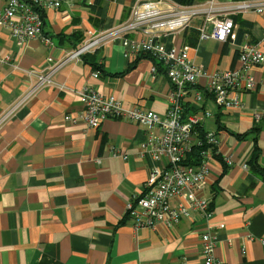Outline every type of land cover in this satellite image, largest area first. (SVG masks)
<instances>
[{
    "label": "crops",
    "instance_id": "0c3cea01",
    "mask_svg": "<svg viewBox=\"0 0 264 264\" xmlns=\"http://www.w3.org/2000/svg\"><path fill=\"white\" fill-rule=\"evenodd\" d=\"M136 1L100 0L98 6L95 0H77L44 11L42 33L50 46L39 37L19 46L0 25V59H9L0 63V118L6 115L0 125V264H203L200 233L206 225L195 215L173 227L140 229L126 216V205L159 166L142 148L149 132L116 118L97 129L64 120L83 109L75 93L59 92L56 85L93 89L115 97L124 109L152 111L164 119L171 85L160 67L151 75V57H126L120 39H109L88 55L93 65L67 62L53 75L55 85L13 109L34 82L28 71L45 69L48 59H65L80 48L88 31H111L128 19ZM235 2L216 0L221 9ZM6 3L0 0V12ZM229 18L233 42L201 40L198 21L162 33L159 41L167 48L188 46L191 61L205 71L232 70L237 47L246 40L264 54V12ZM206 28L209 32L211 24ZM126 35L150 38L143 30ZM248 75L255 86L242 93L240 109L217 107L202 93L204 79L190 86L183 99L185 113L200 118L202 129L218 140L219 157L208 163L198 195L212 205L210 233L220 264H264V179L259 173L264 170V119L253 118L264 113V57ZM154 134L160 131L156 128ZM224 157L232 160L231 166Z\"/></svg>",
    "mask_w": 264,
    "mask_h": 264
},
{
    "label": "built area",
    "instance_id": "2783aa9c",
    "mask_svg": "<svg viewBox=\"0 0 264 264\" xmlns=\"http://www.w3.org/2000/svg\"><path fill=\"white\" fill-rule=\"evenodd\" d=\"M77 0H7L5 8L0 12V25L7 29L12 39L19 45L39 37L46 45L50 40L43 36V12L57 10L63 3L72 5ZM164 7V8H163ZM264 12V0L237 1L228 9H221L216 0H205L190 6L179 5L171 0H137L131 7L129 17L123 23L116 25L111 31L97 34L88 31L79 49L73 51L65 59L47 63L51 71L46 76L38 78V86H53L51 75L59 70L71 58L80 59L90 54L107 40L119 38L125 50L126 57L140 53L152 58L154 64L151 75L162 67L171 90L168 95L167 110L164 119H160L152 111L139 108L124 109L113 96L103 97L93 89L75 91L66 85H56L59 91L73 92L78 96L83 111L76 116H65V121L80 120L87 127L97 129L107 119L126 120L142 126L148 132V141L143 145L150 159L159 166L153 167L147 176L143 190L132 202L126 205V216L141 220L155 219L164 226L173 227L179 217L190 218V212H199L208 220L210 212L207 202L198 193L201 191L208 175V163L214 157H219L218 140L213 132H206L203 140H199L193 132L194 126L200 125V118L184 115L183 99L190 86L205 80L202 93L213 100L217 107L224 110L240 109L241 95L252 91L255 83L248 71L258 66L264 54L259 45L249 44L246 40L238 45L237 67L226 71L208 72L196 66L188 55L189 47L167 48L160 43L162 33H176L198 21L197 30L201 40L213 39L224 43L234 41V25L229 18L239 12ZM211 24L208 32L206 25ZM143 30L150 36L147 40H136L126 34ZM125 35V36H124ZM9 62L8 58L0 59V63ZM29 73V71L27 72ZM95 72L93 77H97ZM37 87L32 89V93ZM20 100L13 109H17L25 99ZM196 100L200 101L199 94ZM6 116V115H5ZM5 116L0 118V125ZM185 116V117H184ZM208 116V113H205ZM255 121L264 119V113H254ZM158 129L160 135H155ZM193 148L200 149L197 164L187 163V156ZM144 157V156H143ZM123 159H126L124 157ZM224 164L232 165V160L223 158ZM246 169V165L243 166ZM172 201H177L176 205ZM151 224L137 225L136 228H152ZM211 227H205L200 233L202 242L201 258L203 264H220L214 256V239L210 233ZM264 244V240L262 241Z\"/></svg>",
    "mask_w": 264,
    "mask_h": 264
},
{
    "label": "bare ground",
    "instance_id": "6f19581e",
    "mask_svg": "<svg viewBox=\"0 0 264 264\" xmlns=\"http://www.w3.org/2000/svg\"><path fill=\"white\" fill-rule=\"evenodd\" d=\"M246 1H252V0H246ZM69 56V55H68ZM67 56V57H68ZM66 57V58H67ZM73 60H82L81 58L80 59H78V58H71L70 60H68V62L69 61H73ZM51 71V65H49L48 63H47V66H46V68L45 69H43V70H31V71H29V73L31 72V74L29 75V74H27L32 80H34V82H33V84H32V86L30 87V89H29V91L27 92V93H25L24 94V99H25V102L31 97V96H33L36 92H38L40 89H42V88H44V87H47V85H43V86H38V78L39 77H41V76H46L47 74H49V72ZM58 71V70H57ZM56 71V72H57ZM55 72V73H56ZM98 72V71H97ZM55 73H53L52 75H51V80H52V77H53V75L55 74ZM100 75V72H98V75H97V77H95V78H98V76ZM53 82V81H52ZM54 83V82H53ZM34 87H37L36 88V90L32 93L31 91H32V89L34 88ZM59 92H62V91H59ZM99 94V93H98ZM101 95V94H100ZM101 96H103V95H101ZM103 97H105V96H103ZM64 120H65V117H64ZM70 124H72V125H77V124H85L84 122H82V121H80V120H77V121H75V122H69ZM86 125V124H85ZM204 201H206L207 202V208H208V211L210 212V218L208 219V220H206V219H204L202 216H201V213H199V212H190V218L191 217H194V215L198 218V221H203L204 223H205V225H206V227H210V224H209V222H210V220H211V218H212V215H213V211H212V205H211V203H210V201L208 200V199H205V198H203V197H201ZM129 219H131L133 222H134V226H137V225H146V224H151V225H153V226H160V225H163L162 223H160V222H158V221H156L155 219H152L151 221H150V219L149 220H141V221H139V222H137L134 218H131V217H129ZM183 218H181V217H179V219H178V222L176 223V225L177 224H179L180 223V221L182 220ZM164 226V225H163ZM212 228V227H211ZM214 244H215V241H214Z\"/></svg>",
    "mask_w": 264,
    "mask_h": 264
},
{
    "label": "trees",
    "instance_id": "16d2710c",
    "mask_svg": "<svg viewBox=\"0 0 264 264\" xmlns=\"http://www.w3.org/2000/svg\"><path fill=\"white\" fill-rule=\"evenodd\" d=\"M171 1H173L176 4L185 5V6H190V5H193V4L198 2V0H171ZM234 1H246V0H234ZM99 3H100V0H95V4L96 5L99 6ZM91 5H93V4H91ZM193 31H194V33L191 36V39H192L191 42L194 44L195 43V39L197 38V31H195V30H193ZM242 35H243L242 31H240L238 33V38H237V35H236L237 43L240 42V39H241ZM88 55L89 54L83 55L81 57V59H82L83 62L88 63L89 65H93V63L89 62V58H88L89 56ZM94 68L97 69L96 66H94ZM160 68L162 69L161 66H160ZM185 112H186V109H185ZM186 113H184L185 116H186ZM193 132L195 133L196 137L199 140H203L205 131L202 129V127L200 125L194 126ZM199 151H200V149L193 148L192 152L189 154V156H187V163L196 165L197 162L199 161V159H198L199 158ZM259 173L261 174V176L264 179V170H259Z\"/></svg>",
    "mask_w": 264,
    "mask_h": 264
}]
</instances>
